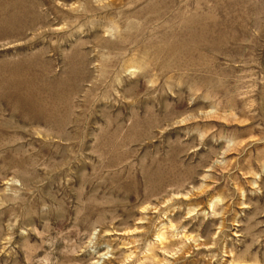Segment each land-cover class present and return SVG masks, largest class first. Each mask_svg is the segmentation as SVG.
Segmentation results:
<instances>
[{
    "label": "rangeland",
    "instance_id": "obj_1",
    "mask_svg": "<svg viewBox=\"0 0 264 264\" xmlns=\"http://www.w3.org/2000/svg\"><path fill=\"white\" fill-rule=\"evenodd\" d=\"M3 12L0 264H264V0Z\"/></svg>",
    "mask_w": 264,
    "mask_h": 264
},
{
    "label": "bare ground",
    "instance_id": "obj_2",
    "mask_svg": "<svg viewBox=\"0 0 264 264\" xmlns=\"http://www.w3.org/2000/svg\"><path fill=\"white\" fill-rule=\"evenodd\" d=\"M1 4H0V18L2 16H4V10H6V7H7V0H0Z\"/></svg>",
    "mask_w": 264,
    "mask_h": 264
}]
</instances>
